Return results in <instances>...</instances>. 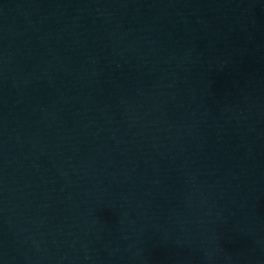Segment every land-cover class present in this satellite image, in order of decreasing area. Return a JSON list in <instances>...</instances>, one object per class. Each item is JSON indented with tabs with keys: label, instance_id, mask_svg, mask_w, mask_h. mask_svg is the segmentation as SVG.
<instances>
[{
	"label": "water",
	"instance_id": "water-1",
	"mask_svg": "<svg viewBox=\"0 0 264 264\" xmlns=\"http://www.w3.org/2000/svg\"><path fill=\"white\" fill-rule=\"evenodd\" d=\"M0 264H264V0H0Z\"/></svg>",
	"mask_w": 264,
	"mask_h": 264
}]
</instances>
